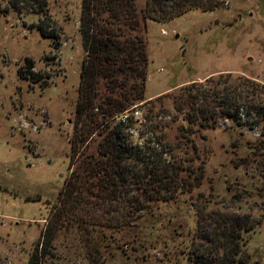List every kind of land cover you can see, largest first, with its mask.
<instances>
[{
	"label": "rangeland",
	"instance_id": "obj_1",
	"mask_svg": "<svg viewBox=\"0 0 264 264\" xmlns=\"http://www.w3.org/2000/svg\"><path fill=\"white\" fill-rule=\"evenodd\" d=\"M22 1L14 8L11 0H0V264H87L76 219L91 222L99 212L108 219L127 212L125 203L96 208L91 193L81 192L73 221L55 214V205L81 153L97 154L102 136L93 132L104 121L97 106L110 95L123 98L141 78H127L124 96L101 79L95 112L81 118L76 108L87 54L82 1ZM188 1L199 7L164 23L148 22L137 33L149 56L142 96L170 94L221 73L264 84V0ZM38 25L55 37H43ZM130 103L128 110L139 105ZM241 113L245 125L218 119L204 137H194L206 163L201 187L157 205L154 217L106 231L112 238L108 264H193L190 252L203 245L196 220L213 212L260 222L242 256L247 264H264V118L247 120Z\"/></svg>",
	"mask_w": 264,
	"mask_h": 264
},
{
	"label": "trees",
	"instance_id": "obj_2",
	"mask_svg": "<svg viewBox=\"0 0 264 264\" xmlns=\"http://www.w3.org/2000/svg\"><path fill=\"white\" fill-rule=\"evenodd\" d=\"M21 1L10 3L16 8ZM23 1L32 6L38 2ZM81 1L80 31L87 54L78 91V116L85 118L95 112L101 79L107 78L119 95L127 78H141L125 96V92L120 94L123 98L110 95L97 106L100 110L96 113L101 112L104 120L96 124L97 130L93 132L102 136L97 154L81 153V164L69 175L55 205V214L72 217L73 221L84 201L81 192L91 193L87 196L93 202L89 203L96 208L103 209L107 203H125L127 212L115 211L108 219L100 212L91 222L76 219L78 230H83L82 254L87 264H108L112 254L107 248L112 238L106 231L135 225L144 216L154 217L157 205L176 202L201 187L206 163L194 137H204L202 131L215 126L218 119L245 125L241 122V110L246 111L247 120L264 118V84L243 75L221 73L203 82L192 81L170 94L145 99L142 95L149 56L137 33L146 29L148 22L173 20L199 4L194 7L188 0H144L143 6H139L138 0ZM37 30L45 38L55 37L54 31L45 30L42 25ZM132 99L139 101L142 120L119 122L117 117L132 106ZM167 117L170 119L166 120ZM132 130L138 133L137 138ZM259 223L250 215L236 213L213 212L207 220L197 219V237L203 245L201 250L190 252L193 264H247L242 253ZM29 264L36 263L31 260Z\"/></svg>",
	"mask_w": 264,
	"mask_h": 264
},
{
	"label": "built area",
	"instance_id": "obj_3",
	"mask_svg": "<svg viewBox=\"0 0 264 264\" xmlns=\"http://www.w3.org/2000/svg\"><path fill=\"white\" fill-rule=\"evenodd\" d=\"M130 119H134V120H140V119H142V112H141V110L137 106L131 108L130 110H127L125 112H122L117 117V120L119 122H123V123H126Z\"/></svg>",
	"mask_w": 264,
	"mask_h": 264
},
{
	"label": "crops",
	"instance_id": "obj_4",
	"mask_svg": "<svg viewBox=\"0 0 264 264\" xmlns=\"http://www.w3.org/2000/svg\"><path fill=\"white\" fill-rule=\"evenodd\" d=\"M163 93H164V92L159 93V94H157V95H155V96H151V97H149L148 99H152V98L157 97V96H159V95H161V94H163Z\"/></svg>",
	"mask_w": 264,
	"mask_h": 264
}]
</instances>
